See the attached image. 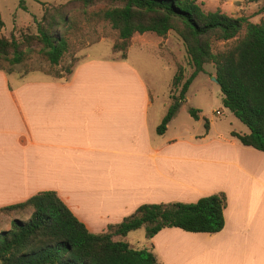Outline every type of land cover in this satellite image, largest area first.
<instances>
[{
	"label": "crops",
	"instance_id": "crops-1",
	"mask_svg": "<svg viewBox=\"0 0 264 264\" xmlns=\"http://www.w3.org/2000/svg\"><path fill=\"white\" fill-rule=\"evenodd\" d=\"M197 2L229 13L244 0ZM151 34H134L124 60L81 61L64 79L25 84L12 98L0 72V115L12 114L14 128L0 141V208L53 191L89 232L102 233L141 205L222 193L220 232L164 229L144 248L160 264H264V152L242 146L235 131L211 135L209 124L167 137L178 112L156 134L151 93L127 61Z\"/></svg>",
	"mask_w": 264,
	"mask_h": 264
},
{
	"label": "trees",
	"instance_id": "trees-1",
	"mask_svg": "<svg viewBox=\"0 0 264 264\" xmlns=\"http://www.w3.org/2000/svg\"><path fill=\"white\" fill-rule=\"evenodd\" d=\"M82 21L108 23L117 32L112 49L121 53V60L134 34L164 38L173 33L181 41L192 73L184 81L182 70L173 75L170 87L179 92L156 127L157 135L165 133L190 84L211 64L223 107L248 130L231 136L244 147L264 152V18L251 23L219 9L206 10L197 0H67L43 5L41 18L34 21L35 33L23 34L21 42L14 36L0 37V59L13 66L38 54L50 66H58ZM230 40L233 45L215 52L217 44ZM65 73L70 75L71 70ZM188 113L198 120L197 111ZM204 129H208L206 121ZM225 207L222 193L195 203L144 204L107 231L91 233L55 192H38L22 203L0 208L4 214L31 210L26 221L13 219L9 229L0 232V264H160L152 246L132 248L123 238L141 228L146 241L169 228L215 234L223 229Z\"/></svg>",
	"mask_w": 264,
	"mask_h": 264
},
{
	"label": "rangeland",
	"instance_id": "rangeland-1",
	"mask_svg": "<svg viewBox=\"0 0 264 264\" xmlns=\"http://www.w3.org/2000/svg\"><path fill=\"white\" fill-rule=\"evenodd\" d=\"M67 0H0V37L10 39L14 36L16 41H22L23 34L35 33V20L42 15L43 5L60 4ZM264 0L256 4L235 3L227 15L240 18L246 17L251 23H259L264 18ZM243 33V32H242ZM242 35V34H241ZM148 37L150 35H147ZM152 38L144 41L145 47L131 48L128 53V63L141 76L153 99L150 121L159 124L160 117L165 114V107L169 106L173 96H177L179 88L170 87L172 77L182 70L187 79L192 73L188 65L184 47L173 33L166 37ZM117 41V32L106 22L82 21L79 30L69 39V50L58 66H50L40 55L32 54L17 65H9L0 59V72L8 79L6 90L9 96L13 95L18 87L29 83H44L51 78L68 75L67 69L85 60L109 57L120 58V52H114L112 47ZM159 41V42H158ZM234 44V40L221 42L215 47V52L224 50ZM215 71L211 64L204 66V72L196 76L190 84L186 99L178 109L176 119L171 123L167 137L178 132L180 126L191 128L193 132L204 130L206 121L211 127V135L224 136L229 132H242L246 127L240 123L222 105V95L215 82L212 81ZM59 79V78H58ZM181 109V110H180ZM189 109L197 111L198 120L190 119ZM0 111L1 102H0ZM219 112L220 115H217ZM3 119H6L3 121ZM13 115L7 113L0 115V141H10L13 133ZM31 213L30 209L19 212L0 213V232L8 230L13 219L26 221ZM133 248L143 249L146 246L145 231L143 228L130 232L124 239ZM149 248V246H147Z\"/></svg>",
	"mask_w": 264,
	"mask_h": 264
},
{
	"label": "water",
	"instance_id": "water-1",
	"mask_svg": "<svg viewBox=\"0 0 264 264\" xmlns=\"http://www.w3.org/2000/svg\"><path fill=\"white\" fill-rule=\"evenodd\" d=\"M212 81L217 84V81H216V79L214 77H212Z\"/></svg>",
	"mask_w": 264,
	"mask_h": 264
},
{
	"label": "built area",
	"instance_id": "built-area-1",
	"mask_svg": "<svg viewBox=\"0 0 264 264\" xmlns=\"http://www.w3.org/2000/svg\"><path fill=\"white\" fill-rule=\"evenodd\" d=\"M216 114H217V115H220V113H219V112H216Z\"/></svg>",
	"mask_w": 264,
	"mask_h": 264
}]
</instances>
